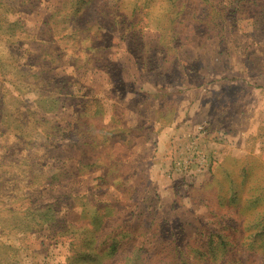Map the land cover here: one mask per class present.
<instances>
[{
    "label": "rangeland",
    "instance_id": "1",
    "mask_svg": "<svg viewBox=\"0 0 264 264\" xmlns=\"http://www.w3.org/2000/svg\"><path fill=\"white\" fill-rule=\"evenodd\" d=\"M163 1L0 0V264H264V0Z\"/></svg>",
    "mask_w": 264,
    "mask_h": 264
},
{
    "label": "trees",
    "instance_id": "2",
    "mask_svg": "<svg viewBox=\"0 0 264 264\" xmlns=\"http://www.w3.org/2000/svg\"><path fill=\"white\" fill-rule=\"evenodd\" d=\"M164 1L166 2L167 0H164ZM168 1L170 2V0H168ZM197 1H198V4L200 6H205L206 7L208 5V1L209 0H197ZM230 1L232 3L235 2L237 5L240 2V0H230ZM252 1L253 0H249L248 2L249 3H252ZM170 7H169L170 8L169 11L167 10V12L172 17V19L176 21L178 19V17H179L180 11L179 12L172 11V5ZM72 9H73V11L74 10L76 11V7H73ZM198 13H204L203 14L204 17L205 18L208 17V14L205 13V10H203V9L199 10ZM198 13H197V15H193L191 17V20L195 24L200 25V24L203 23V20L201 19V16H203V15L202 14H198ZM77 15L80 18V17H82L83 13L82 14H77ZM223 17H224V15L221 14V16L218 17V19H214L213 22H209L208 24H210L211 27L216 28V26L219 25V22L222 21L221 19ZM171 22L173 23V21H171ZM97 30L99 32L100 28H97ZM107 31H109V29ZM92 37L93 38L94 37H97L96 36V33H93L92 34ZM60 102H61V99H60ZM60 109L63 110L62 107H60ZM68 226L70 227V225H68ZM241 229L243 231L249 232L248 233V236L251 237L250 243H249V245H247L248 246V249L247 250L248 251H252V252H258L260 250L263 253L264 248H258V245H256V244L259 242V240H257L256 238L259 237V236H263L264 235V225H246V227H242ZM223 238H225V237L223 236ZM218 239H220L219 240V243H218V246L215 243V241H212V240H209L208 241L207 246L210 247V254L212 255V257L211 258H208V259L212 260L213 263L220 262V264H246L247 263L246 260H245V262H241L239 260H231V259L229 261H227V262L224 260V262L221 263V260H223V256L225 255V253L227 251V246H230L231 247L232 244H231V242L230 243L223 242L222 241L223 240L222 237L221 238L218 237ZM112 242H113L112 244L108 245V249L107 250H108L109 254L116 255L119 252V249H117L119 240L118 239L116 241L113 240ZM214 246H217L218 247L217 250L215 248H213ZM263 247H264V244H263ZM173 249H174V251H177V255H179V258L177 259V257H176L174 259V257H173L172 258V262H170L169 264H173V262H174V264H176V263L177 264H188L187 261H186V259H183L182 257H180V254L183 253L181 250H178L180 248L179 247H174ZM81 254H84V253H81ZM208 259H204V260H208ZM140 261H142V259L140 258V256L138 255V253L135 252V251H133V252H130V254L126 256V258L124 259L123 264H135V263L140 262ZM151 264H157V261H154Z\"/></svg>",
    "mask_w": 264,
    "mask_h": 264
},
{
    "label": "built area",
    "instance_id": "3",
    "mask_svg": "<svg viewBox=\"0 0 264 264\" xmlns=\"http://www.w3.org/2000/svg\"><path fill=\"white\" fill-rule=\"evenodd\" d=\"M197 134H203V127L197 128ZM195 137H190L188 135V145L184 150V156L181 158H176L173 162L174 172L177 174H184L190 176L195 173H200L206 170L209 159L202 153V151L197 148V142Z\"/></svg>",
    "mask_w": 264,
    "mask_h": 264
},
{
    "label": "crops",
    "instance_id": "4",
    "mask_svg": "<svg viewBox=\"0 0 264 264\" xmlns=\"http://www.w3.org/2000/svg\"><path fill=\"white\" fill-rule=\"evenodd\" d=\"M169 139H170V138H169ZM164 142H165V141H163V140L161 139V141H160L161 147L163 146ZM156 158H158V155H156ZM219 161H220V160H219Z\"/></svg>",
    "mask_w": 264,
    "mask_h": 264
}]
</instances>
